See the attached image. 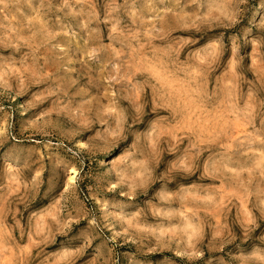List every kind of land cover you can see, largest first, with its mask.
Listing matches in <instances>:
<instances>
[{"label": "rangeland", "instance_id": "obj_1", "mask_svg": "<svg viewBox=\"0 0 264 264\" xmlns=\"http://www.w3.org/2000/svg\"><path fill=\"white\" fill-rule=\"evenodd\" d=\"M0 264H264V0H0Z\"/></svg>", "mask_w": 264, "mask_h": 264}]
</instances>
